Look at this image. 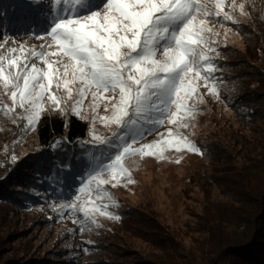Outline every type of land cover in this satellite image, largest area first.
<instances>
[{
  "label": "rangeland",
  "instance_id": "374dc122",
  "mask_svg": "<svg viewBox=\"0 0 264 264\" xmlns=\"http://www.w3.org/2000/svg\"><path fill=\"white\" fill-rule=\"evenodd\" d=\"M24 1L39 5L33 0ZM51 1L53 4L54 0ZM200 2L213 13L216 11L215 0ZM41 4H44L46 13L52 10L45 30L39 33L24 30V34L15 36L6 33L0 37V55L7 56L8 49L15 48L17 53L13 56L25 55L29 64L35 62L38 67H45L38 60H33L32 51H58L47 32L50 31L53 16L57 14L54 10L57 8L58 12L64 5L56 6L54 3V8H51L47 0ZM241 4L244 5L243 12ZM67 7L74 8L75 5ZM223 9L233 20L224 19L223 13L220 17H208L204 27L211 31L203 35L209 43L198 46L210 57L215 71L210 74L211 79L207 83L202 78L206 74L204 71L200 77L195 72L187 74L185 84L195 91L191 96L181 92L185 107L179 111L175 105H167L165 112L166 106L153 97L141 114L130 112L129 122L121 127L111 122L113 104L119 99L118 89L101 90L94 98L92 93L97 90L91 88L78 106L77 115L72 106L81 82L70 85L72 100L67 99L63 87H53V91L66 100L62 105L64 110L46 106L41 116L67 119L74 115L83 120L87 125L84 139L87 148L110 156L87 176L83 186L69 198H30L24 190L25 178L13 181L19 167L25 164L27 169L35 156L31 153L37 148V129L36 125L32 130L27 128L23 110L17 108L9 113L0 110V264H132L136 259L164 261L166 248L172 249L178 256L175 261H194L193 264L200 260L209 245L206 242L208 234L202 232V228H206L204 220L219 216L227 209L225 205L228 202L223 191L229 189V181L235 179L238 173L234 163L216 161V149L223 147V151L233 155L236 166L243 167L244 145L248 141L253 143L259 135L264 139V121L237 115L234 104L230 102L232 94L246 88H260L264 84V0H223ZM93 10L103 12L102 8ZM38 11H26L25 18L38 14ZM203 18V14L198 15L197 22ZM167 42L157 43V59L164 58L162 48ZM46 58L70 62L67 57L49 55ZM196 60L199 61V55ZM20 66L23 67V64ZM55 67L63 72L62 64ZM213 86L216 93L209 94ZM10 93L11 89L6 92L0 84V107H12ZM172 113L176 115L172 116ZM171 119L177 123H170ZM159 120L164 122L157 123ZM181 124L188 126L181 127ZM260 130L261 133L258 132ZM94 136H99L106 143L94 140ZM184 137L200 151H189L182 145L177 151L175 146H169V140ZM133 141H137L133 148L153 145V154L138 153L122 158L121 163L130 175L116 173L114 179L107 166L123 146ZM67 152L68 149L64 153ZM62 155L58 153V158ZM228 165L232 167L226 168ZM129 179L134 182L129 183ZM100 180L108 183L98 188ZM113 184L116 186L113 187ZM82 188L84 191H81ZM101 192L110 195L98 198ZM27 195L29 202L24 200ZM104 205H109L104 211L111 213V217L96 210V207L103 208ZM82 209L87 210V218Z\"/></svg>",
  "mask_w": 264,
  "mask_h": 264
},
{
  "label": "snow or ice",
  "instance_id": "6c2138e0",
  "mask_svg": "<svg viewBox=\"0 0 264 264\" xmlns=\"http://www.w3.org/2000/svg\"><path fill=\"white\" fill-rule=\"evenodd\" d=\"M33 2L41 3L43 0ZM54 3L56 6L64 5L53 16L50 31L47 32L58 51H32L33 60H38L45 67H38L35 62L29 64L25 55L13 56L12 54L17 53L15 48L8 49L7 56L0 55V84L6 92L11 89L12 101L11 108L5 105L0 107V110L6 113L15 112L17 108L23 110V118L26 119L29 130L39 122L46 106L58 111L64 110L62 105L66 100L57 95L53 87H63L67 99L72 100L70 85L77 81L82 84L77 90L78 95L72 106V111L77 115L78 106L93 87L97 90L92 93L94 98L101 90H119V99L113 104L111 117V122L117 126L122 127L129 122L130 112L141 114L153 97L166 106L165 112L168 110L167 105H175L179 111L185 107L181 92L191 96L195 91L185 84L187 74L195 72V75L200 77L204 71L206 74L202 78L207 83L211 79L210 74L215 71L210 57L198 47L207 46L209 43L203 35L204 32L211 31L204 27L208 17H220L223 13L224 19L233 20V17L224 11L223 0H215L214 13L200 0H54ZM67 5L75 7L69 8ZM93 8H102L103 12L94 11ZM243 8L244 5L241 4L242 12ZM89 12L90 15L85 14ZM200 14H203L204 18L197 22V16ZM73 16L80 18L74 19ZM159 41H168L162 48V60L156 58ZM20 51L23 53V46ZM49 55L67 57L70 62L64 63L62 59L50 61L46 58ZM197 55L199 61L196 60ZM21 63L23 67L20 66ZM56 64H62L63 72L55 67ZM214 93L216 89L213 86L209 94ZM175 115L176 113H172V116ZM163 122L157 121L161 124ZM169 122L177 123L175 119ZM94 140L106 143L99 136H94ZM134 143L137 141L123 146L107 166L114 179L116 173L121 176L130 175L121 163L122 158L138 153L153 154V145L133 148ZM168 144L175 146L177 151L181 150V145L189 151H200L187 141L186 137L169 140ZM128 182L134 181L129 179ZM105 183L108 181L100 180L98 188ZM115 186L113 184V187ZM105 195L110 194L101 192L98 198L103 199ZM107 207L109 205L96 207V210L111 217V213L104 211ZM82 211L87 218V210Z\"/></svg>",
  "mask_w": 264,
  "mask_h": 264
},
{
  "label": "trees",
  "instance_id": "16d2710c",
  "mask_svg": "<svg viewBox=\"0 0 264 264\" xmlns=\"http://www.w3.org/2000/svg\"><path fill=\"white\" fill-rule=\"evenodd\" d=\"M47 1L50 3V0ZM50 4L54 8L52 1ZM44 8L41 3L35 6L23 0H0V37L6 33L15 36L24 34L25 31L39 33L45 30V23L52 10L46 13ZM29 10L39 11L38 14L25 18L26 11ZM54 12L57 13V8ZM230 102L234 104L237 115L264 121V84L260 88H246L232 94ZM36 129L38 144L36 151L31 153L35 156L30 160L28 170L25 164L17 166L20 170L15 172L13 179L17 182L25 178L24 190L30 194V198H69L83 186L92 171L110 158L103 151L87 148L84 143L87 125L74 115L67 119L41 116ZM258 132L261 133V130ZM244 146L243 167L236 166L235 158L229 151H223V147L216 149V161L223 164L234 163L238 173L235 179L229 181V189L223 191L227 198L225 201L228 202L225 205L227 209L219 216L206 217L204 220L206 228H202V232L208 234L206 242L209 245L205 247L200 260L193 264H264V139L259 135L253 143L248 141ZM66 149L68 152L64 153ZM58 153L63 155L58 158ZM229 167L232 166H226ZM30 198L27 195L24 200L29 202ZM239 226L240 229L237 228ZM164 252V261L136 259L132 264L194 262L175 261L178 256L170 248L164 249Z\"/></svg>",
  "mask_w": 264,
  "mask_h": 264
}]
</instances>
